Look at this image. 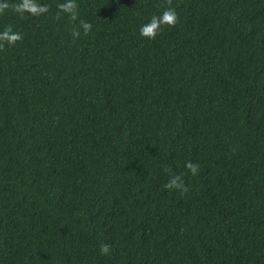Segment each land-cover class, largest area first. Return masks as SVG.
Masks as SVG:
<instances>
[{
    "label": "trees",
    "instance_id": "1",
    "mask_svg": "<svg viewBox=\"0 0 264 264\" xmlns=\"http://www.w3.org/2000/svg\"><path fill=\"white\" fill-rule=\"evenodd\" d=\"M4 2L0 264H264V0Z\"/></svg>",
    "mask_w": 264,
    "mask_h": 264
},
{
    "label": "clouds",
    "instance_id": "2",
    "mask_svg": "<svg viewBox=\"0 0 264 264\" xmlns=\"http://www.w3.org/2000/svg\"><path fill=\"white\" fill-rule=\"evenodd\" d=\"M168 7L160 15H154L151 17L150 21L142 25L139 29L140 35L150 40H154L156 36L163 30L166 26L168 28L175 27L178 23V13L175 8L172 7V0H166ZM10 5L6 2L0 3V14H2L5 9H8ZM12 9L23 16L25 13H28L32 16H40L48 12L49 8L46 4H39L37 0H20L19 3L11 5ZM60 11L68 14L71 21L75 22L78 19V6L75 3V0H65L64 3L58 5ZM83 30L84 34L87 35L91 29L92 25L88 22L80 20V28L73 29V37H79L80 30ZM23 37L20 33L14 32L12 27L9 25L4 29L3 32H0V49L7 46L11 47L15 45L17 41L22 40ZM185 168L187 171L193 175H198L199 165L191 161L186 162ZM168 172L169 169H164ZM167 190H178L181 193H186L188 191L187 186L183 183L182 177L180 175L170 176L167 183L163 186ZM101 255H108L111 251L110 245L107 243H102L99 247Z\"/></svg>",
    "mask_w": 264,
    "mask_h": 264
}]
</instances>
